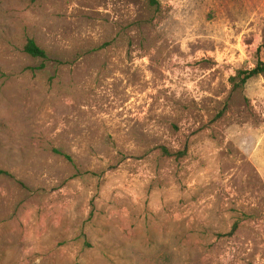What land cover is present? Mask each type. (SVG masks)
Segmentation results:
<instances>
[{"label":"rangeland","instance_id":"374dc122","mask_svg":"<svg viewBox=\"0 0 264 264\" xmlns=\"http://www.w3.org/2000/svg\"><path fill=\"white\" fill-rule=\"evenodd\" d=\"M156 3L0 0V264H264V0Z\"/></svg>","mask_w":264,"mask_h":264},{"label":"crops","instance_id":"0c3cea01","mask_svg":"<svg viewBox=\"0 0 264 264\" xmlns=\"http://www.w3.org/2000/svg\"><path fill=\"white\" fill-rule=\"evenodd\" d=\"M243 96L249 104L256 107L258 113L264 112V75L250 79L244 87ZM256 117L260 118L258 115ZM234 130L232 141L264 179V123L258 120Z\"/></svg>","mask_w":264,"mask_h":264},{"label":"trees","instance_id":"16d2710c","mask_svg":"<svg viewBox=\"0 0 264 264\" xmlns=\"http://www.w3.org/2000/svg\"><path fill=\"white\" fill-rule=\"evenodd\" d=\"M149 2L152 5H157L156 0H149ZM263 48H264V46H263ZM24 50L29 56H31L33 58L47 59V52L44 49H42L41 47H39L36 44V42L32 39H29L27 41ZM262 74H264V64H262V63H258L256 68L253 69L252 71L240 72L239 75L242 77V80L240 82L242 92L244 90L246 83L250 79L257 77V76H260ZM231 80H235V79L233 78ZM0 174H2V173L0 172Z\"/></svg>","mask_w":264,"mask_h":264},{"label":"bare ground","instance_id":"6f19581e","mask_svg":"<svg viewBox=\"0 0 264 264\" xmlns=\"http://www.w3.org/2000/svg\"><path fill=\"white\" fill-rule=\"evenodd\" d=\"M187 44V43H186ZM179 49V48H178ZM178 52V51H177Z\"/></svg>","mask_w":264,"mask_h":264}]
</instances>
